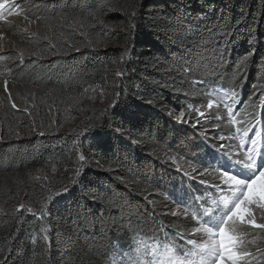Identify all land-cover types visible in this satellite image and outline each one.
Here are the masks:
<instances>
[{
  "label": "trees",
  "instance_id": "16d2710c",
  "mask_svg": "<svg viewBox=\"0 0 264 264\" xmlns=\"http://www.w3.org/2000/svg\"><path fill=\"white\" fill-rule=\"evenodd\" d=\"M15 3L20 14L7 19L34 22L43 34L29 41L23 63L9 59V79L56 106L52 113L58 115V127L44 125L43 136L0 140V177L54 169L71 174V182L57 191L65 193L58 198L46 191L36 199V209L49 215L0 205V260L10 253L5 264H129L128 253L135 255L142 239L166 242L183 258L191 247L187 239L199 242L203 236L190 235L191 216L170 220L165 212L178 201L193 211L195 200L203 211L218 195L179 174L170 160L181 158L212 172L223 162L212 163L211 153H228V147L210 146L209 137L173 115L186 110L191 116L190 107L203 108L223 90L235 88L236 106L246 104L252 131L264 133L259 99L264 95V0ZM209 17L216 23H208ZM225 25L231 27L227 36L216 30ZM229 39L221 61L218 53L225 47L217 45ZM250 51L254 54L244 59ZM89 92L101 97L104 107L89 109L68 132H58L71 101ZM256 97L259 102L249 107ZM104 123L103 136L95 139L97 133L89 129ZM81 152L86 162L77 176ZM49 194L53 200L45 204ZM45 229L50 244L43 240ZM243 238L255 254L252 264H264V231L249 230Z\"/></svg>",
  "mask_w": 264,
  "mask_h": 264
},
{
  "label": "snow or ice",
  "instance_id": "6c2138e0",
  "mask_svg": "<svg viewBox=\"0 0 264 264\" xmlns=\"http://www.w3.org/2000/svg\"><path fill=\"white\" fill-rule=\"evenodd\" d=\"M17 8L15 0H0V19H6L12 15H19V11H14ZM204 16L206 14H197ZM217 20L223 23V18L219 17ZM208 23H216L210 17ZM222 35L227 36L231 32V27L225 25L224 29H219ZM231 43V40H225L223 44L217 45V47H225L224 53H218L219 58L223 61L226 58V45ZM55 47V45H52ZM79 51V49H76ZM54 55L56 53H53ZM254 54L249 52L244 59ZM21 63H23V55L20 57ZM117 75H123L117 73ZM199 83L200 81H194ZM4 90L8 93L9 101L12 100L11 93L8 88V81H4ZM238 91L233 88L231 91L223 90L222 95L217 94L215 100H209L206 104V108L211 110L214 105L219 107L221 103L227 113V119L233 124H237L236 119L239 114L235 108V105L240 103ZM261 106L264 107V95L259 97ZM230 101V103L228 102ZM151 103V101H149ZM13 109L17 108L16 103H11ZM114 107V106H113ZM194 112V115H192ZM187 114L192 115V118L196 120V124L191 125V120H186V110H179L178 122L189 123L191 126L198 128L200 124V118L205 117V112L200 107L187 109ZM222 115V114H221ZM212 118V117H208ZM219 119L220 116L215 117ZM219 127V125H216ZM106 123L101 124L99 128L93 127L89 131H95L98 137H102ZM253 125L248 122V125L241 129L236 127L235 136L239 140L238 151L244 150L243 156L234 157L229 153H222L218 150L211 153L214 157L212 163H216L218 160H223L222 164H217L214 171L218 172L219 185H216L218 191L223 192L221 186H226L228 192L231 193L230 198L220 196L213 201V206L205 207L203 211H200L195 205L191 206L195 210L190 212V206L183 201H178V205H183V211L178 207L176 210L171 211L170 215L173 217L183 215L187 218L190 214L196 224L192 227L190 235L202 234L204 237L201 241L195 239H187L186 243L191 245L190 248L184 253L183 258L177 255L174 246L163 243L149 244L146 240L139 241L135 248V255L128 253L129 264H252V258L254 253L246 247V242L243 238L246 232L245 226H250L253 229H264V150L261 148V138L264 133L256 131L253 132ZM252 132L250 136L249 133ZM43 136L44 133L40 132ZM88 133H85V137ZM221 140L224 136L220 137ZM132 143H137L136 140H132ZM246 145H250L245 147ZM80 166L75 169L77 176L81 175L84 169V162H86V154L81 152L79 155ZM175 163V160H173ZM236 166L239 167V171L233 170ZM192 167V165H189ZM179 171L180 168L178 167ZM192 171H196L193 167ZM208 171V167L205 166V172ZM200 175H204L201 172ZM203 183V181H201ZM95 199V197H93ZM194 199H199L195 197ZM17 211H26L29 214L36 215L32 207H25L21 204ZM41 209V217L49 215ZM259 218V223L257 222ZM48 230L45 229L43 240L50 244V237L47 234ZM183 237V234H181ZM35 243V240L32 241ZM10 253L5 254L4 260H0V264H5ZM150 257V259H148ZM115 264V261H114Z\"/></svg>",
  "mask_w": 264,
  "mask_h": 264
},
{
  "label": "rangeland",
  "instance_id": "374dc122",
  "mask_svg": "<svg viewBox=\"0 0 264 264\" xmlns=\"http://www.w3.org/2000/svg\"><path fill=\"white\" fill-rule=\"evenodd\" d=\"M42 34V28L34 22L21 21L16 17L12 19H0V140L17 139L19 137H30L31 134H40L44 125L53 127L55 130L58 127L54 119V117L56 118L58 115H53L52 113V110H54L56 106H53L48 99L43 97L40 93L34 90L30 91L26 86L9 79L11 73L10 67L12 64V62L9 61L19 60L21 55L24 57L25 49H29L30 46L29 41L35 37H41ZM5 80L8 81L9 92L12 96L11 101L8 99V93L4 90ZM13 102L17 104V108L15 109L11 107V103ZM101 102L102 98L96 96L95 92H92V94H90V92L86 93L85 96L78 95L68 106L69 116L61 122L62 127L58 132H68L67 130L70 125L80 121L89 109L104 107V103L100 104ZM249 102V107L253 104H257L259 102L258 97L250 99ZM235 108L239 113L236 117L238 123L233 125L227 119V113L223 104H220L219 107L214 105L211 110L207 109L206 106L203 107L202 110L205 112V117L200 118V124L197 128L203 136L209 137L211 141H213L210 143V146H214L217 149H225L228 147V153L233 151H235V153L244 152L243 149L237 150L239 141L235 140V129L236 127L246 126L248 122H252L249 120L250 116H248L249 111L246 109V104H239ZM192 115H194V112ZM192 115L186 116L185 119L191 120V124L194 125L196 124V120L192 118ZM173 116L176 121H178L177 117L179 115L175 114ZM217 116H220V118L216 119L215 117ZM183 124L190 125L189 123ZM217 124L219 127L216 126ZM1 134H5V136H1ZM221 136H224L223 140L220 139ZM239 156L235 155L234 157ZM173 160H175V163H173ZM170 161L175 171L185 177H189L190 180H194L201 184V186H205L201 181L209 184V186H211L210 183L213 184L211 190L218 195L217 198L220 196H224L225 198L231 197V193L228 192L226 186H221L223 192L218 191L215 187L220 183L217 171L205 172V169H201L198 166L189 167L191 164L181 158L173 157ZM219 161L223 162V160ZM178 167L180 168L179 171L177 170ZM193 167L196 171H192ZM201 172H204L203 176L200 175ZM70 176L71 174L67 171H63L59 174L58 171L50 169L48 171L29 170L23 174L0 177V205L12 210L18 209L21 204H24L25 207H32L36 213L35 216H37L41 208L36 209V199L38 197L41 198V195L46 191H50L51 194L56 192L52 195L53 199L60 197L59 195H64L65 193H60L63 189L59 191V193H57V191L60 190L61 187H65L67 182L71 179ZM51 194L46 196V200H44L45 204L46 201L49 202L53 200L49 199ZM191 205L198 207V205H196V200L193 201ZM212 206L213 205H211L210 208ZM178 207L182 212L183 205L172 202L171 207L168 208L166 212L164 211L168 219H186L183 215L173 217L168 214ZM189 216H191V214ZM257 222H260L259 218H257ZM245 228L246 231H264V229H253L250 226H245ZM196 239L199 240V238ZM108 264L114 263L111 262Z\"/></svg>",
  "mask_w": 264,
  "mask_h": 264
}]
</instances>
